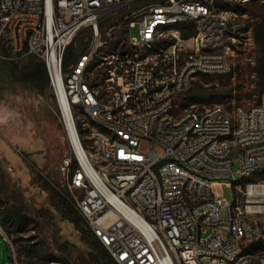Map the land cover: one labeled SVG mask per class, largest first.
I'll return each mask as SVG.
<instances>
[{
	"label": "built area",
	"instance_id": "1",
	"mask_svg": "<svg viewBox=\"0 0 264 264\" xmlns=\"http://www.w3.org/2000/svg\"><path fill=\"white\" fill-rule=\"evenodd\" d=\"M146 1L0 0V62L44 63L69 143L65 186L116 264H264V249L246 250L264 245V179H251L264 171V100L232 111L181 101L197 76L231 73L234 14L151 0L111 47L103 22ZM83 30L89 46L66 68ZM224 183L234 202L215 192Z\"/></svg>",
	"mask_w": 264,
	"mask_h": 264
},
{
	"label": "rangeland",
	"instance_id": "2",
	"mask_svg": "<svg viewBox=\"0 0 264 264\" xmlns=\"http://www.w3.org/2000/svg\"><path fill=\"white\" fill-rule=\"evenodd\" d=\"M200 1L217 12L227 4L229 9L224 11L234 14L230 34L234 39L230 41L234 49L233 67L226 75L197 76L182 94V107L202 111L221 106L232 111L262 104L264 94L260 96L258 88L264 82V0ZM150 2L139 3L107 18L103 22V39L111 47L126 45L121 35L127 25L113 28L114 25L122 16ZM129 34L134 41L141 40L139 23ZM90 41V33L83 30L74 42L73 51L82 54ZM30 63L31 60L0 62V264H12L9 242L20 263L29 262L20 257L21 249L34 246L43 256L55 257L54 264H91L80 234L57 207L60 196L73 206L62 169L64 158L70 155L69 143L50 86L42 93L27 80ZM215 192L228 201H235L234 189L225 183L217 185ZM5 214L20 215L26 220L21 232L1 225ZM222 214L226 216V210ZM210 233L204 229L202 236ZM30 262L45 264L37 258ZM254 264L261 263L257 260Z\"/></svg>",
	"mask_w": 264,
	"mask_h": 264
},
{
	"label": "trees",
	"instance_id": "3",
	"mask_svg": "<svg viewBox=\"0 0 264 264\" xmlns=\"http://www.w3.org/2000/svg\"><path fill=\"white\" fill-rule=\"evenodd\" d=\"M222 7V8H221ZM220 8L223 9L221 11L229 9V6L223 5ZM121 24H128V21L125 19V15L122 16L114 25L113 28L119 27ZM105 30V25L102 24V33ZM122 41L127 39V30L123 32L121 35ZM74 45V44H73ZM73 45L70 46L67 50L65 56V67H70L79 57V54L73 51ZM87 48L84 47L83 50ZM84 53V52H83ZM31 60V65L29 67V73L27 76V80L42 93H46L49 88V78L46 67L44 63L36 58H29ZM258 94L262 96L264 94V82L259 84ZM191 101H195L194 98H191ZM185 107L188 105H184ZM187 108V107H186ZM257 177L264 179V171L257 174ZM58 209L62 212L63 216L73 224L78 233L80 234L81 240L85 243L88 249L89 261L91 264H116L113 258L109 255L104 246L100 243V241L94 236L92 231L88 228L85 221L78 214L75 208L66 200V198L60 196L58 201ZM26 224V220L20 216L14 214L13 216H9L7 214L2 216L1 225L4 228H15V231H20ZM264 249L263 242L261 240L250 242L246 248L248 252L256 253L260 252ZM20 257H25L29 262L21 263V264H34L30 261L33 259H39L45 262V264H50L56 261L57 259L53 256H43L38 250L34 248V246H30L29 248L21 249Z\"/></svg>",
	"mask_w": 264,
	"mask_h": 264
}]
</instances>
